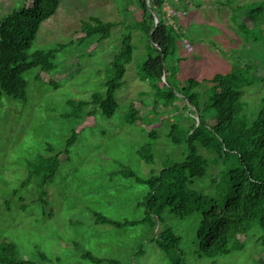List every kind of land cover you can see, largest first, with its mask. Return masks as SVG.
Wrapping results in <instances>:
<instances>
[{"label":"rangeland","instance_id":"374dc122","mask_svg":"<svg viewBox=\"0 0 264 264\" xmlns=\"http://www.w3.org/2000/svg\"><path fill=\"white\" fill-rule=\"evenodd\" d=\"M255 1H164L163 16L175 28L176 36L168 65L170 73H177L176 80L171 79L179 87L190 78L203 80L229 73L239 58L253 61L259 66L257 74L264 76V21L241 18L248 9L239 8ZM30 3L0 0V19L13 8ZM174 9L185 14L178 17ZM90 16L117 26L106 39L95 35L81 40L82 21ZM139 19L141 9L128 0H59L56 13L41 25L30 53L61 43L66 47L53 60V70L32 68L25 72L26 99L4 95L0 100V241L15 242L20 255L37 264H96L84 257L86 252L123 264H174L179 253L166 252L155 241L158 230L170 227L181 238L186 264H258V256L264 252V245L257 240L263 232L259 226L245 238V249L209 258L199 254V212L182 218L167 210L156 228L149 223L118 227L96 220V213L117 221L147 216L149 186L120 174L121 170L148 178L153 170L159 172L170 162L185 158V146L173 143L167 134L177 119L186 125L192 119L184 116L181 102L179 110L159 107L156 113L152 108V88L140 76L150 42L137 25ZM124 33H131L134 50L125 65L123 86L116 92L114 115L109 117L101 110L88 115V108L79 117L72 104L106 90V82L114 75L111 60L122 46ZM185 40L192 45L191 51ZM208 86L203 84L199 90ZM244 90L246 112L254 118L264 97V81ZM133 101L141 112L139 120L130 124L127 114ZM152 129L157 138L149 134ZM74 131L77 140L68 146ZM147 143H152L153 164L139 153ZM201 151L210 159L216 157L203 148ZM56 154H60V167L44 187L46 196L41 199L39 177L24 184L29 164L41 155ZM221 168L220 163L211 162L207 175L198 178L194 188L214 194L213 179ZM15 189H19L17 194Z\"/></svg>","mask_w":264,"mask_h":264},{"label":"trees","instance_id":"16d2710c","mask_svg":"<svg viewBox=\"0 0 264 264\" xmlns=\"http://www.w3.org/2000/svg\"><path fill=\"white\" fill-rule=\"evenodd\" d=\"M128 1L135 2L141 9V19L137 25L150 42L149 57L141 66L140 76L152 88V108L156 113L159 107L179 110L178 102H181V111H185L184 116L191 118L192 123L186 125L181 118L177 119L167 134L173 143L185 146L184 160L170 162L159 172L153 170L148 178L138 176L133 170L120 171V174L134 177L137 182L149 186L145 203L147 216L142 220L117 221L96 213V220L118 227L149 223L156 228L159 222H163L167 210L182 218L199 212L202 215L197 230L200 256L214 258L245 249V238L255 226L263 231L257 240L264 245V97L254 118L247 114L248 103L244 99L245 87L264 81V76L257 74L259 66L253 61L239 58L229 73L216 74L203 80L190 78L179 87L175 82L177 73L175 70L170 73L168 65L169 56L176 49V36L175 28L163 16L165 0ZM226 1L231 4L234 0ZM58 6L59 0H31L30 4L13 8L0 19V100L4 95L16 99L27 98L28 81L24 74L28 70L54 69L53 60L66 44L32 53L30 50L41 25L56 13ZM239 8L248 9L241 18L264 21V0L246 3ZM154 12L159 16L157 26ZM241 24L248 26L244 22ZM116 26V22L90 16L82 21L84 35L80 39L95 35H99L101 40L106 39ZM133 50L131 33H124L122 46L111 60L110 68L114 75L106 82V90L94 92L89 100L73 103L74 113L81 117L90 108L88 115H95L97 110L109 117L114 115L118 107L116 92L123 86L125 65L131 61ZM165 72L166 81L163 78ZM203 84L209 86L200 91ZM140 112L133 101L127 122L135 124ZM197 115H200V122ZM149 134L153 138L158 137L155 129ZM77 137L78 133L74 131L67 145L71 146ZM200 147L216 157L210 159ZM139 153L147 163H154L152 143L142 146ZM59 156L41 155L29 164V174L24 184L35 176L39 177L43 188L41 199L46 196L44 187L54 180L59 170ZM211 162L220 163L222 168L218 177L213 179L215 193L206 194L197 191L194 185L198 178L207 175ZM14 192L17 194L19 189ZM155 241L166 252L179 253L174 264H186L180 247L181 238L170 227L158 230ZM84 257L96 264H123L118 259L96 257L91 252H86ZM258 257V264H264V252ZM0 264L37 262L23 258L15 242L3 240L0 241Z\"/></svg>","mask_w":264,"mask_h":264},{"label":"built area","instance_id":"2783aa9c","mask_svg":"<svg viewBox=\"0 0 264 264\" xmlns=\"http://www.w3.org/2000/svg\"><path fill=\"white\" fill-rule=\"evenodd\" d=\"M169 9L168 10H170V7H168ZM177 9H174V15H177L178 17H180L182 14H185V12H180V11H176ZM172 11V10H171ZM185 43H186V48L189 50V51H191L192 50V45L188 42V41H186L185 40Z\"/></svg>","mask_w":264,"mask_h":264},{"label":"water","instance_id":"95a60500","mask_svg":"<svg viewBox=\"0 0 264 264\" xmlns=\"http://www.w3.org/2000/svg\"><path fill=\"white\" fill-rule=\"evenodd\" d=\"M155 15V26H157L159 24V16L157 13L154 12ZM164 81H166V72L163 75ZM197 120L200 122V115H197Z\"/></svg>","mask_w":264,"mask_h":264}]
</instances>
